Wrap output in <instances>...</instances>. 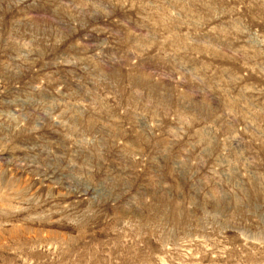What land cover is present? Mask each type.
<instances>
[{
	"label": "rangeland",
	"instance_id": "1",
	"mask_svg": "<svg viewBox=\"0 0 264 264\" xmlns=\"http://www.w3.org/2000/svg\"><path fill=\"white\" fill-rule=\"evenodd\" d=\"M0 264H264V0H0Z\"/></svg>",
	"mask_w": 264,
	"mask_h": 264
}]
</instances>
